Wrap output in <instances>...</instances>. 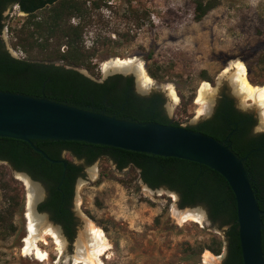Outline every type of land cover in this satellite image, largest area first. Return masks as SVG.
Listing matches in <instances>:
<instances>
[{
    "label": "rangeland",
    "instance_id": "374dc122",
    "mask_svg": "<svg viewBox=\"0 0 264 264\" xmlns=\"http://www.w3.org/2000/svg\"><path fill=\"white\" fill-rule=\"evenodd\" d=\"M218 2L202 20H196L193 0H107L100 9L103 21L93 24L85 34L87 48L94 46L100 36L99 50L93 58L95 73L85 68L80 71L103 81L108 76L105 63L118 58L142 61L149 75L150 69L157 76H151L154 82L145 94L162 93L168 116L182 126L198 124L209 116V112L199 114L197 99L202 84L209 82L214 88L209 104L215 106L222 91L234 86L232 73L226 69L232 70L236 61L245 63L249 78L255 80H250L252 83L264 86V0ZM133 9H146L149 16L140 24L124 18ZM5 16L2 38L6 48L13 56L24 58L26 53L13 46L12 28L20 27L27 13L15 4ZM203 72L208 78L202 77ZM122 74L138 79L133 71ZM170 85L175 87L178 101L171 97ZM244 97L241 94L237 104L249 106L264 128V110L254 100L244 103ZM63 156L80 163L69 152ZM0 177L8 188L0 187V215L8 218L0 222V264H74L80 255L77 243L89 219L105 230L111 243L110 253L102 256L103 264H205L207 250L215 256L224 254L218 263L223 264L228 253L227 226L213 222L206 207L192 206L204 213L202 220L180 222L175 209L189 208L180 206L176 191L169 192L164 186L151 188L140 178L138 169H118L112 159L102 156L87 165L77 181L73 200L77 223L72 240L38 209L37 214L59 228L67 242L63 254L52 238L49 245L40 242L50 253V258L43 261L25 252L24 247L29 233L30 194L38 197V206L45 197L44 186L3 161ZM12 191L18 202L10 214ZM216 238L223 240L220 254L208 248L200 253L204 246H216Z\"/></svg>",
    "mask_w": 264,
    "mask_h": 264
},
{
    "label": "trees",
    "instance_id": "16d2710c",
    "mask_svg": "<svg viewBox=\"0 0 264 264\" xmlns=\"http://www.w3.org/2000/svg\"><path fill=\"white\" fill-rule=\"evenodd\" d=\"M106 1L49 0L48 3L46 0H0V90L45 97L130 121L182 126L180 122L168 116L162 93L142 96L135 91L133 75L117 73L99 81L80 71V68H85L95 73L96 64L93 58L99 50L97 45L100 36L98 33L95 45L87 48L85 34L93 24L103 21L100 9L106 5ZM193 1L196 20H202L219 4L218 0ZM14 3L20 5L21 10L27 13L22 25L12 28L13 46L26 53L24 58L13 56L2 38L6 27L5 11ZM148 16L146 9H133L124 18L140 24ZM74 19L77 20L72 22ZM149 72L151 76L157 77L152 70L149 69ZM202 77L208 78L205 72ZM250 80L255 82L252 77ZM184 127L206 133L224 142L221 135L215 134V125L211 121ZM32 141L55 159H61L64 150L70 151L78 158H85L87 164L107 156L116 163L118 169L128 166L138 169L140 178L151 188L164 186L176 191L180 196L181 207L203 205L213 222L227 226L228 254L223 264H244L235 194L229 182L216 170L188 159L126 150L82 140L35 138ZM250 148L248 144L231 146L236 155L244 159V166L256 192L259 206L264 210V166L253 165L252 162L259 159L257 157L260 152L249 155ZM0 159L9 161L14 169L27 171L35 180L46 185L50 195L39 205V210L59 214L57 221L63 224L66 235L72 240L76 224L65 207L73 200L74 183L77 177L82 175L83 166L65 158L68 161L66 175L58 188L64 165L47 160L28 141L0 136ZM0 187L8 189L1 177ZM9 199L8 211L12 214L18 198L12 191ZM61 209L64 214H60ZM7 220V217L0 215V222ZM262 220L264 225V214ZM262 233L264 250V227ZM216 243V246L202 247L200 253L208 248L220 254L223 240L216 238Z\"/></svg>",
    "mask_w": 264,
    "mask_h": 264
},
{
    "label": "water",
    "instance_id": "95a60500",
    "mask_svg": "<svg viewBox=\"0 0 264 264\" xmlns=\"http://www.w3.org/2000/svg\"><path fill=\"white\" fill-rule=\"evenodd\" d=\"M120 72L127 71L110 70L106 73L110 76ZM135 86L142 90V93H146V90L140 87L138 79L135 80ZM0 136L26 140L47 160L62 163L64 170L58 188L64 181L68 161L65 158L50 157L46 151L33 143L32 139L82 140L204 164L219 172L234 191L244 264H264V210L259 206L256 192L244 166V159L236 155L230 145L214 136L184 126L130 121L45 97L2 90ZM21 173L29 176L25 172ZM29 177L33 182L34 179ZM168 190L174 192L169 188ZM174 194L179 197L176 192ZM37 204L38 197L34 195L32 207L36 214L39 212ZM217 256L221 259L224 254Z\"/></svg>",
    "mask_w": 264,
    "mask_h": 264
},
{
    "label": "bare ground",
    "instance_id": "6f19581e",
    "mask_svg": "<svg viewBox=\"0 0 264 264\" xmlns=\"http://www.w3.org/2000/svg\"><path fill=\"white\" fill-rule=\"evenodd\" d=\"M104 68L106 72L110 70L133 71L137 75L140 87L144 90L149 89L154 82L153 78L146 71L144 63L135 58H118L110 63H105ZM226 71L232 73L230 76L234 81L235 92L245 96L244 103L248 100H254V102L258 103L264 110V86L256 85L250 81L245 63L236 61L232 66V70L227 68ZM169 90L171 97L175 101H178L179 95L175 87L170 85ZM213 92L214 88L209 82H204L202 84L197 99L200 104L199 114L210 111L211 107L209 103ZM23 178L31 187V190H35L29 178L25 176ZM34 194L31 193L29 198V233L26 238L24 250L25 252L34 254L37 259H43V261H45L50 258V253L40 245V242L49 245V238H52L60 254L64 253L67 242L59 228L46 221L44 216L35 213L32 207ZM175 214L180 222L188 220L198 221L202 220L204 216V213L198 209H175ZM77 245L80 255L77 254L78 256L75 258L74 264H103L102 256L110 253L111 249V243L105 230L90 219L87 220L86 231L79 237ZM204 260L205 264H218L220 257L215 256L207 250L204 255Z\"/></svg>",
    "mask_w": 264,
    "mask_h": 264
},
{
    "label": "flooded vegetation",
    "instance_id": "af4514ba",
    "mask_svg": "<svg viewBox=\"0 0 264 264\" xmlns=\"http://www.w3.org/2000/svg\"><path fill=\"white\" fill-rule=\"evenodd\" d=\"M46 1L49 3V0H46ZM15 4L17 3H14L13 5ZM10 8L11 6L8 7L6 10L9 11ZM19 8L21 10L20 5H19ZM233 88L234 86L232 87V89L230 87L229 90L222 91V93L219 95L216 105L211 107L210 111H208L209 116L203 121H201L200 123H204L206 121L213 122L215 125V134L219 136L221 135L223 137L222 140L226 142L228 145H230V147L233 146L234 144H236L237 146H241V144H248L249 146H251L249 153H248L249 155L253 152L259 151L260 153L258 154V157H257L259 159L254 160L252 163L253 165H255V167L264 166V128L259 125L258 117L253 115V112L249 110V106L244 105L242 102H240V104H237L238 97L241 96V94L235 92ZM135 91L142 96H150L153 94L152 93V94L146 95L145 93L144 94L139 93L136 90V86H135ZM256 144L257 146H255ZM64 152L70 153V151L68 150H64L63 153ZM62 158H64L63 154H62ZM76 158L80 160V163H76L74 161L73 162L77 165L83 166V170H82V175L78 176L74 183V195H75L77 181L79 178H81L84 175L85 167L89 165L86 163L85 158H78V157ZM0 161L7 162L8 164H10L9 161L5 159H0ZM15 170H18V169H15ZM18 171L25 172L29 176H31L27 171H23V170H18ZM38 182H40L45 188V197L39 203L40 205L41 203L45 202L49 198L50 193L46 185H44V183H42L41 181H38ZM73 200H74V197H73ZM73 200L71 204L65 207V209H67V212L73 216V221L76 224L77 215H76V211L73 208L74 206ZM39 205H38V209H39ZM41 212H45L48 215L49 219L53 221L55 224H58L62 228L63 232L65 233L63 224L57 221L59 219L58 218L59 214H54L48 210L41 211ZM59 212L60 214H64L63 209H61Z\"/></svg>",
    "mask_w": 264,
    "mask_h": 264
}]
</instances>
